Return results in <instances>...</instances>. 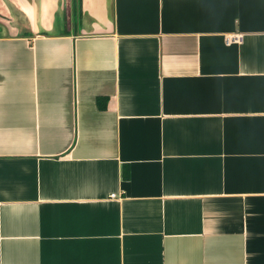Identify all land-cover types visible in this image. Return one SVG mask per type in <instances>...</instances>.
<instances>
[{"label": "crops", "instance_id": "1", "mask_svg": "<svg viewBox=\"0 0 264 264\" xmlns=\"http://www.w3.org/2000/svg\"><path fill=\"white\" fill-rule=\"evenodd\" d=\"M76 1L0 0V264H264V0Z\"/></svg>", "mask_w": 264, "mask_h": 264}, {"label": "built area", "instance_id": "2", "mask_svg": "<svg viewBox=\"0 0 264 264\" xmlns=\"http://www.w3.org/2000/svg\"><path fill=\"white\" fill-rule=\"evenodd\" d=\"M243 41V34L241 32H233L229 33L225 36L224 44L230 45V44H240ZM112 197V194L110 195Z\"/></svg>", "mask_w": 264, "mask_h": 264}, {"label": "trees", "instance_id": "3", "mask_svg": "<svg viewBox=\"0 0 264 264\" xmlns=\"http://www.w3.org/2000/svg\"><path fill=\"white\" fill-rule=\"evenodd\" d=\"M78 0L76 1V6H77ZM105 98L100 96L95 98V105L97 106L98 109H103L105 107ZM121 178L126 179L128 177V169L126 168V164L121 165Z\"/></svg>", "mask_w": 264, "mask_h": 264}, {"label": "rangeland", "instance_id": "4", "mask_svg": "<svg viewBox=\"0 0 264 264\" xmlns=\"http://www.w3.org/2000/svg\"><path fill=\"white\" fill-rule=\"evenodd\" d=\"M1 7V5H0ZM3 7V6H2ZM3 8H0V13L3 14L1 15V18H0V22L4 21V20H7L5 16H7V13L2 11ZM5 15V16H4ZM4 16V17H3Z\"/></svg>", "mask_w": 264, "mask_h": 264}, {"label": "water", "instance_id": "5", "mask_svg": "<svg viewBox=\"0 0 264 264\" xmlns=\"http://www.w3.org/2000/svg\"><path fill=\"white\" fill-rule=\"evenodd\" d=\"M65 3H67V1H66ZM66 14H68V10H67V9H66ZM1 15H3V14L0 13V18H1ZM4 16H5V15H4ZM4 16H3V17H4ZM5 17H6V16H5ZM65 19H66V21L68 22V15L65 16ZM2 22H6V23H7L6 20H4V21H2ZM2 22H0V24H2Z\"/></svg>", "mask_w": 264, "mask_h": 264}]
</instances>
